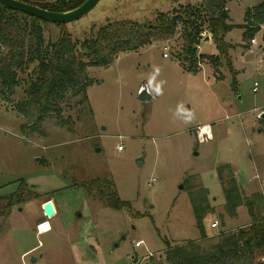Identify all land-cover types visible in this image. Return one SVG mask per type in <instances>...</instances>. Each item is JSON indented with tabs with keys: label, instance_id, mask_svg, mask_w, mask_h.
<instances>
[{
	"label": "rangeland",
	"instance_id": "rangeland-1",
	"mask_svg": "<svg viewBox=\"0 0 264 264\" xmlns=\"http://www.w3.org/2000/svg\"><path fill=\"white\" fill-rule=\"evenodd\" d=\"M216 1L99 0L65 27L84 39L108 22H154L160 13L187 4L203 7L209 18ZM263 1L228 0L229 22L236 26L226 40L233 47L218 67L205 58L197 72L185 70L177 58L184 43L180 33L121 52L109 66L89 67L97 80L88 87L89 101L77 105L70 97L64 103L75 131L57 125L54 117L44 121L43 134L23 130L29 120L14 107L27 88L26 72H20L22 84L9 101L0 99V264H74V247L85 254L79 264H136L147 249L155 254L144 264H171L167 241L173 246L195 241L194 252L213 251L226 236L264 222V26L249 47L240 26L246 11ZM60 30L47 24L46 42L56 40ZM204 32L198 52L218 54L212 33ZM153 65L161 68L157 80L166 81L163 94L143 100L139 94L143 87L150 90ZM181 103L195 114L191 123L176 114ZM225 164L239 185L241 204L233 212L225 193L232 188L230 168L223 180L218 174ZM97 178L130 207L109 206L89 187ZM18 191L20 201L11 204ZM53 194L64 200L62 218L41 217ZM203 207L201 228L196 209ZM47 219L53 230L38 234L39 225L42 232L50 229L42 222ZM75 233L79 242L72 243ZM140 239L145 245L135 247ZM249 255L227 264H249ZM250 256L255 264L264 262V249Z\"/></svg>",
	"mask_w": 264,
	"mask_h": 264
},
{
	"label": "trees",
	"instance_id": "trees-1",
	"mask_svg": "<svg viewBox=\"0 0 264 264\" xmlns=\"http://www.w3.org/2000/svg\"><path fill=\"white\" fill-rule=\"evenodd\" d=\"M25 1L50 10L64 11L81 5L85 0ZM227 2L228 0H217L214 3V14L209 18L204 14L203 7L181 5L173 8L171 12L160 13L154 22H108L97 30L92 29L84 39L74 38L65 27L66 23H54L61 27V30L56 40L48 42L44 31L45 26L51 22L0 3V99L9 101L16 87L22 84L20 72H26L25 97L14 106L29 120L22 124L23 130L30 134H43L44 121L48 117H54L57 125L75 131L76 123L73 117L64 115L65 101L76 97L74 103L77 105L88 102V87L97 82L88 73V68L109 66L121 52L135 51L180 33L184 43L177 58L185 70L197 72L198 63L205 58L215 67L221 65V55L227 56L229 49L233 47V44L226 40V35L236 26L229 22ZM240 26L245 28L244 46L249 47L264 26V1L246 11L245 22ZM206 28L212 33L218 54L206 55L198 52L204 38L202 32ZM226 166L230 168L229 181L232 188L225 189V193L228 209L233 212L241 204V197L230 165L218 167L219 177L224 179ZM89 187L94 188L113 208L119 209L127 205L130 207L127 201L119 197L116 190L107 193L100 186L98 178L92 180ZM20 192L11 194V204L20 201ZM205 207L203 210L196 209L198 225L201 228L203 215L206 213ZM202 236H206L204 231ZM194 242L173 246L167 241L166 258L169 263L227 264L234 259L240 260L245 254L251 255L256 250L264 249V222H253L248 229H240L226 236L213 251L194 252ZM250 255L249 264H255Z\"/></svg>",
	"mask_w": 264,
	"mask_h": 264
},
{
	"label": "water",
	"instance_id": "water-1",
	"mask_svg": "<svg viewBox=\"0 0 264 264\" xmlns=\"http://www.w3.org/2000/svg\"><path fill=\"white\" fill-rule=\"evenodd\" d=\"M99 0H85L81 5L64 11H55L47 8H43L38 4H34L25 0H0V3L17 10H21L28 14L42 18L48 22L52 23H67L76 20L86 13H88ZM139 97L143 100H147L152 96L149 95L148 89L143 87L140 91ZM264 116V113L261 114ZM142 161V160H141ZM183 187V186H182ZM44 215L48 218L52 217L56 208L52 200H47L43 204ZM35 260V257H33Z\"/></svg>",
	"mask_w": 264,
	"mask_h": 264
},
{
	"label": "crops",
	"instance_id": "crops-1",
	"mask_svg": "<svg viewBox=\"0 0 264 264\" xmlns=\"http://www.w3.org/2000/svg\"><path fill=\"white\" fill-rule=\"evenodd\" d=\"M29 1H32V2H44V1H46V0H29ZM211 132V131H210ZM211 134H212V132H211ZM12 194H14V193H12ZM52 200L53 201V203H54V206H55V208H56V212H55V214L52 216V218H54L55 216L58 218H62V215L60 214V213H62L63 214V212H64V206H63V201L64 200H62V201H59L57 198H56V196L53 194V195H51L50 197H48L47 199H46V201L47 200ZM45 201V202H46ZM62 202V203H61ZM60 209H59V208ZM42 210V212H40V216L42 217L43 215H44V211H43V205H42V208H41ZM11 214H13L12 212L10 213V215ZM9 215V216H10ZM59 215V216H58ZM39 216V217H40ZM45 216V215H44ZM46 217V216H45ZM45 221H48L49 223H50V229L48 230V231H45V232H41L40 230H39V233L38 234H41V233H48V232H50V231H52L53 230V227H54V225H53V222H51L50 220H43L42 222H45ZM41 222V223H42ZM10 223V222H9ZM40 223V224H41ZM71 229L73 230L74 229V227L73 226H71ZM77 235H78V233L76 234L75 233V236L73 237V239L71 240V242L72 243H77V242H79V235H80V233H79V235H78V237H77ZM69 238H72V237H69ZM37 249V247H33V248H31V249H29V250H27L26 252L27 253H31L33 250H36ZM32 250V251H31ZM75 250H78V248H72V250L70 251L71 253H70V255H71V258H72V261H74V264H79L80 262H79V260H80V256L82 255V256H84L85 254H83L84 253V251H82V252H79V253H77ZM96 250V249H95ZM98 250V249H97ZM31 251V252H30ZM51 251H53V250H49L48 252H51ZM57 251H59V250H57ZM47 252H43V255H45ZM81 254V255H80ZM42 254H40V256H43ZM33 257H35V260H37V256H35V255H33ZM34 260V259H33ZM84 264H89V262L88 261H85L84 262Z\"/></svg>",
	"mask_w": 264,
	"mask_h": 264
},
{
	"label": "clouds",
	"instance_id": "clouds-1",
	"mask_svg": "<svg viewBox=\"0 0 264 264\" xmlns=\"http://www.w3.org/2000/svg\"><path fill=\"white\" fill-rule=\"evenodd\" d=\"M161 73V68L158 65H153L152 72L148 77V83H149V95H152L153 93L155 95H162L163 94V87L166 81L164 80H157V77H159ZM176 114L181 116L185 123H191V121L194 119L195 114L186 108L182 103L177 105L176 108ZM47 227V225H45Z\"/></svg>",
	"mask_w": 264,
	"mask_h": 264
},
{
	"label": "built area",
	"instance_id": "built-area-1",
	"mask_svg": "<svg viewBox=\"0 0 264 264\" xmlns=\"http://www.w3.org/2000/svg\"><path fill=\"white\" fill-rule=\"evenodd\" d=\"M204 33H205V32H202V35H203ZM252 42H254V39H253ZM165 49L167 50L168 48L166 47ZM163 54H164V56H169V52H168V51H164ZM260 60H261V62H262V61L264 60V58H261ZM254 90H257V82L255 83ZM210 136H211V135H208V136L205 137V138H209ZM118 148H119V149H122V148H123V144L118 145ZM218 223H219V221L216 219V220L213 222V226H217ZM143 245H145V242H144L142 239L137 240V241L135 242V247H141V246H143ZM147 251H148V253H147L146 255L142 256V258H141L140 260H137V258L135 257L136 264H144L145 261H146V259H149V258H151L152 256H154L155 253H154L153 251H151V250H149V249H147Z\"/></svg>",
	"mask_w": 264,
	"mask_h": 264
},
{
	"label": "bare ground",
	"instance_id": "bare-ground-1",
	"mask_svg": "<svg viewBox=\"0 0 264 264\" xmlns=\"http://www.w3.org/2000/svg\"><path fill=\"white\" fill-rule=\"evenodd\" d=\"M204 131L207 132L209 131V126L208 125H204ZM210 132V131H209ZM211 133V132H210ZM39 230L42 232V228L41 226L39 225Z\"/></svg>",
	"mask_w": 264,
	"mask_h": 264
}]
</instances>
